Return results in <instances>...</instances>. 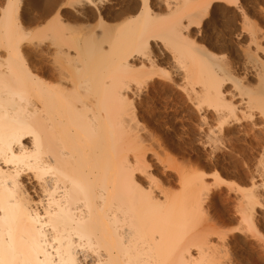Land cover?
Instances as JSON below:
<instances>
[{"label": "bare ground", "instance_id": "bare-ground-1", "mask_svg": "<svg viewBox=\"0 0 264 264\" xmlns=\"http://www.w3.org/2000/svg\"><path fill=\"white\" fill-rule=\"evenodd\" d=\"M78 1L0 14V264H207L204 237L196 256L187 242L208 175L151 172L136 99L171 83L216 166L221 139L232 158L256 129L235 189L240 218L264 220V0ZM26 24L31 46L13 31ZM67 27L88 36L68 43Z\"/></svg>", "mask_w": 264, "mask_h": 264}, {"label": "rangeland", "instance_id": "rangeland-1", "mask_svg": "<svg viewBox=\"0 0 264 264\" xmlns=\"http://www.w3.org/2000/svg\"><path fill=\"white\" fill-rule=\"evenodd\" d=\"M62 1L71 2L74 5L79 4L78 0ZM40 2L41 0H20L17 13L21 15L26 12L25 14L29 16L36 15V9ZM5 3L6 0H0V14L5 7ZM100 4L104 7L110 5L105 0L100 1ZM13 17H16V15H13ZM262 23L264 24L263 21ZM92 24L96 25V22L92 21ZM67 28L65 34L68 36H65L67 38L64 41L68 43L74 42L76 37L82 43L88 36V32L83 28ZM37 30L36 26L29 24H26L23 30H18L16 27L13 29L16 33L14 35L19 37L21 43L26 46L36 44L39 35ZM48 30L49 28H46V31ZM26 34L36 37V40L26 39ZM44 44H48V41ZM44 63L48 65L47 62ZM154 81V85L150 84L147 87L149 91L145 90L143 92L144 96L142 94V97L144 100H141L142 97L136 99L141 103H138L140 107L138 108V124L140 128L143 127L144 129L143 131L141 128L142 135L140 134L141 130L139 131L140 136L143 137V139L140 137V140H144L141 142L144 148L141 145V149L146 155L151 172L161 181L170 180L174 183L177 179L176 170L179 166L182 169L183 167L184 169H196L199 173L208 175L205 178L208 184V198L203 202L202 209L197 215V220L192 228V235L189 236L187 242L188 252L196 256L199 247L202 245L197 239L202 236L206 241L205 246H207L205 251L207 264H264V220L259 218L257 214L254 215L253 221L249 224L240 218L238 211L240 192L235 189L236 186L248 187L247 181L250 177L248 169L253 166V161L249 160L248 142L258 136L257 130L250 129L251 131L249 130L246 138L241 135L240 139L236 138L237 140H234V143L237 142V147L243 145L242 148H245L243 150L240 147L239 152L242 153L248 149L247 154L243 152L246 157L249 154L247 158L240 153L241 156L239 152V155L234 152L236 156L233 154L231 158L228 154L230 142L225 138L226 140L221 139L223 142H218V148L216 149L218 152L215 150L212 153L213 155L216 154L215 156H218L217 158L220 161L217 166L213 165L210 161V148L199 143L203 138H199L202 133L198 128V118L193 113L192 108L186 104L184 95L178 89L172 87L171 83L163 82L158 78H155ZM233 156L235 157L233 158ZM243 157L248 160V162L244 160L246 165L242 163ZM214 173L217 175L216 181L213 176ZM196 235H199L198 238Z\"/></svg>", "mask_w": 264, "mask_h": 264}, {"label": "snow or ice", "instance_id": "snow-or-ice-1", "mask_svg": "<svg viewBox=\"0 0 264 264\" xmlns=\"http://www.w3.org/2000/svg\"><path fill=\"white\" fill-rule=\"evenodd\" d=\"M25 38H26V39H31V40H33V41L36 40V37L31 36L30 34H26Z\"/></svg>", "mask_w": 264, "mask_h": 264}]
</instances>
